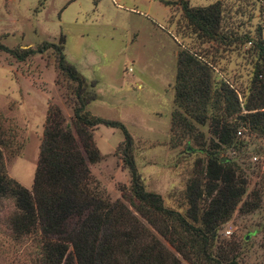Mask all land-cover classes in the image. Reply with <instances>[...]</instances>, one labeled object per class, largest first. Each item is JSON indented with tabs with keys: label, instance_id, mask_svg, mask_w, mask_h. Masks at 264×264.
Returning <instances> with one entry per match:
<instances>
[{
	"label": "rangeland",
	"instance_id": "obj_1",
	"mask_svg": "<svg viewBox=\"0 0 264 264\" xmlns=\"http://www.w3.org/2000/svg\"><path fill=\"white\" fill-rule=\"evenodd\" d=\"M187 1L193 7L220 1L224 40H202L188 26L178 0H0V44L36 49L63 37L67 60L95 83L97 97L86 109L126 127L144 187L160 194L164 206L184 213L187 185L206 183L208 158L229 160L246 183L241 202L259 205L243 212L239 204L219 227L216 244L233 246L243 264H264V136L240 123L242 145L216 147L209 121L172 119L181 110L174 101L180 50L207 60L215 81L224 80L240 101L247 99L259 62L254 43L264 38V0ZM70 90L52 48L18 61L0 47V149L7 174L28 189L48 105L57 104L71 124ZM90 132L101 159L89 168L111 200L122 199V186L130 185L120 146L123 132L104 124ZM14 210L12 197L0 198V264H41L39 240L13 235Z\"/></svg>",
	"mask_w": 264,
	"mask_h": 264
},
{
	"label": "trees",
	"instance_id": "obj_2",
	"mask_svg": "<svg viewBox=\"0 0 264 264\" xmlns=\"http://www.w3.org/2000/svg\"><path fill=\"white\" fill-rule=\"evenodd\" d=\"M178 3L188 26L202 40H224L220 1L199 7L187 0ZM254 46L259 62L244 102L230 84L214 80L207 60L180 50L174 101L181 110L173 114V122L209 121L216 147L241 144L240 123L264 136V38ZM0 47L18 61L52 48L56 67L71 89L68 98L73 97L71 124L57 104L48 105L31 189L7 174L0 149V198L12 197L15 205L11 230L17 238L39 240L41 264H243L233 246L216 244L219 227L239 204L243 212L259 205L241 202L246 183L229 160L221 163L216 155L210 156L206 183L192 180L187 185L185 212L168 208L160 194L145 189L126 127L86 109L97 97L95 83L67 60L63 37L59 43L44 41L36 49ZM99 124L117 127L124 135L120 146L130 185L122 186V199L111 200L88 165L101 159L90 132Z\"/></svg>",
	"mask_w": 264,
	"mask_h": 264
},
{
	"label": "built area",
	"instance_id": "obj_3",
	"mask_svg": "<svg viewBox=\"0 0 264 264\" xmlns=\"http://www.w3.org/2000/svg\"><path fill=\"white\" fill-rule=\"evenodd\" d=\"M237 134L240 135V134H241V131L238 130V131H237ZM254 159H256V157H254Z\"/></svg>",
	"mask_w": 264,
	"mask_h": 264
}]
</instances>
